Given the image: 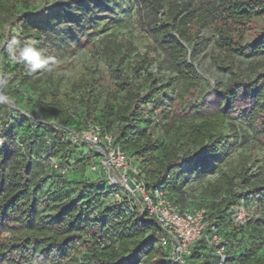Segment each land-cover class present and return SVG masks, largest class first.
<instances>
[{
    "label": "trees",
    "instance_id": "obj_1",
    "mask_svg": "<svg viewBox=\"0 0 264 264\" xmlns=\"http://www.w3.org/2000/svg\"><path fill=\"white\" fill-rule=\"evenodd\" d=\"M135 1L138 27L158 44L184 90L177 92L174 80L161 84L145 70L149 78L145 81L150 82L143 92L139 85L122 83L121 101L104 105L96 114L91 93L80 98V111L71 110L61 107L53 88L41 81L57 50L70 47L73 40L84 41L95 30L100 9L113 13L108 0L53 4L42 0L37 13L27 10V1L0 0V30L8 26L2 32L0 48V264H175L158 243L157 224L139 206L133 204L128 211V205L104 202L112 191L102 179H79L74 200L66 204L50 209L43 204L48 199L41 198V185L51 176V168L45 170L41 154L32 153L33 148H43L47 160L63 154L65 161L79 149L54 123L74 129L99 125L131 159L152 160L151 167L136 164L147 191L165 189L181 211L196 210L172 200V193L187 180L184 168L195 165L205 170L211 162L222 161L230 143L245 141L246 133L242 135L232 120L234 114L242 116L253 142L264 153V73L245 79L238 69L224 65L220 81L199 98L200 77L187 56L188 51L199 53L190 42L204 26H214L217 45L227 57L264 53V32L246 41L251 22L264 16V0H180L166 6L163 0ZM20 5H24L23 11H18ZM117 44L107 42L103 49L114 54L115 62L124 59L127 50L121 51ZM163 88L176 93L168 111L161 104ZM2 101L19 106L24 114L4 108ZM157 114L164 122L153 123V127L173 137L158 156L147 124ZM10 115L14 119L9 120ZM133 126L134 131L130 130ZM23 130L28 139L20 146ZM60 168L67 171L68 163ZM57 178L67 186L72 183L63 175ZM231 180L220 173L203 190L211 201L197 209L205 210L208 224L185 264L219 263L214 248L207 244L212 227L226 247L223 264H264V257L259 256L264 248V210L257 220L247 219L243 224L230 218L241 204L264 197V186L245 179L246 193L226 192L225 196ZM46 208L48 213L43 211Z\"/></svg>",
    "mask_w": 264,
    "mask_h": 264
},
{
    "label": "rangeland",
    "instance_id": "obj_2",
    "mask_svg": "<svg viewBox=\"0 0 264 264\" xmlns=\"http://www.w3.org/2000/svg\"><path fill=\"white\" fill-rule=\"evenodd\" d=\"M27 1V10L37 13L41 6L42 0H24ZM66 2L68 0H49V4L56 2ZM165 6L170 2H179L180 0H163ZM113 13L99 10L100 20L95 23V30L83 41L73 40L70 47H65L55 52L54 61L51 66L45 70V76L41 83L48 87H52L59 105L63 108L71 110L82 109L79 100L82 96L91 93L90 101L93 111L98 114L104 105H115L121 101L125 88L122 83L139 85V91L146 89V83L150 80L146 77L145 72L154 74V78L160 80L165 85L168 81H176L177 92H183L184 84L176 77L169 65L166 56L160 50L158 44L141 32L137 24L136 13L138 4L135 0H108ZM24 5L18 7V11H23ZM165 13V12H164ZM166 14L162 18L167 20ZM8 26L3 25L0 30V48L2 44L3 31ZM264 32V16L254 19L251 22V28L246 34V41L250 42L256 35ZM128 41L131 46L127 47L122 41ZM120 41V43H119ZM107 42L118 43L121 51L126 49V57L121 61L115 62V56L112 52H105L103 49ZM34 43V42H33ZM191 45L199 49V53L188 51V58L196 68L200 77V84L197 88L199 98L207 91L211 90L215 83L219 82L222 75L221 68L224 65H232L238 69L245 79H253L259 73H264V53L251 57H243L234 55L227 57L224 51L217 45V33L214 26H204L197 29L192 36ZM146 70V71H145ZM1 85V83H0ZM176 93L170 89L163 88L161 93V104L164 111L169 110L170 100ZM4 108L20 110L24 114V110L19 106H15L12 102L2 101ZM3 117V108L0 107V118ZM14 119V115L9 116V120ZM238 127L241 128V134L246 133L245 141L240 143H230L229 150L220 163L211 162L210 167L205 170L197 168L195 165H189L184 168L187 180L172 193V200L177 205H185L189 210L197 209L202 204H208L210 196L203 192L207 184L214 183L220 173H226L232 178L230 187L224 191L235 193H246L247 187L245 179L264 186V153L253 142L251 132L245 126L244 120L240 114L232 116ZM148 127L152 133V139L155 140V155L158 156L173 137L165 135L160 127H153V123H163L164 119L161 115L155 117V120L147 119ZM3 121L0 120V125ZM136 129L133 126L130 130ZM226 131V129H224ZM27 131H22L21 141L28 139ZM38 151L41 156L40 160L46 167V171H50L51 176L41 185V198L48 200L43 204L50 209L53 205L66 204L68 201L74 200L73 189H76V183L79 179H88L89 182H95L97 176L88 171L89 162L94 153L87 148L79 147L75 154L67 161L61 154L56 158H48L44 155L43 148H33L32 153ZM75 160V161H73ZM80 161V162H78ZM132 162L143 167H151L152 160L148 158L132 159ZM68 163V170L64 175L65 179H72V183L67 186L63 180H57V176L61 175V170L55 169L61 165ZM137 166V165H136ZM62 169V168H60ZM194 170V172H193ZM244 172V173H243ZM75 183V185H73ZM103 193L102 187L98 188ZM105 191V190H104ZM111 195H108L104 202L110 201ZM239 210H243L246 219H254L260 217L264 210V197L258 201H250L241 204L238 208L232 210L231 220L236 222V214ZM44 213H48L46 208ZM260 257H264V248L259 252Z\"/></svg>",
    "mask_w": 264,
    "mask_h": 264
},
{
    "label": "built area",
    "instance_id": "obj_3",
    "mask_svg": "<svg viewBox=\"0 0 264 264\" xmlns=\"http://www.w3.org/2000/svg\"><path fill=\"white\" fill-rule=\"evenodd\" d=\"M54 128L62 130L71 145L87 148L94 153L88 171L110 188L112 193L109 202L123 207L128 205V211H132L133 204L139 206L140 211L157 224L158 243L167 250L172 262L185 264L192 254L193 246L202 239L207 227L205 210L181 211L168 199L165 189L147 191L139 168L99 125L88 124L74 129L54 123ZM54 168L65 175L64 169L58 168L56 164ZM246 220L245 212L239 210L236 222L243 224ZM207 244L214 248L218 264H223L226 247L214 227L211 228Z\"/></svg>",
    "mask_w": 264,
    "mask_h": 264
}]
</instances>
